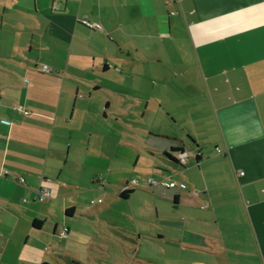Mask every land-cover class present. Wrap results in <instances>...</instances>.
<instances>
[{
    "label": "crops",
    "instance_id": "1",
    "mask_svg": "<svg viewBox=\"0 0 264 264\" xmlns=\"http://www.w3.org/2000/svg\"><path fill=\"white\" fill-rule=\"evenodd\" d=\"M121 125L144 134L129 149L157 183L144 178L122 200L129 182L116 178L123 187L110 196L129 202L141 189L152 205L138 206L137 220L128 204L132 226H106L91 247L106 254L100 241L119 243L121 230L138 241L131 264L141 246L167 264H264V0H0V264L9 237L38 244L21 264L91 259L67 226L73 197L102 182L96 157H114ZM171 150L187 164L161 157L177 158ZM42 187L50 197L39 207Z\"/></svg>",
    "mask_w": 264,
    "mask_h": 264
},
{
    "label": "rangeland",
    "instance_id": "2",
    "mask_svg": "<svg viewBox=\"0 0 264 264\" xmlns=\"http://www.w3.org/2000/svg\"><path fill=\"white\" fill-rule=\"evenodd\" d=\"M175 106V105H174ZM177 107L176 109H178ZM158 111V110H157ZM133 119L130 118V121H128L132 126L139 125L135 123L136 121H132ZM148 121V116H146V122ZM170 117L167 116L165 111L161 110L158 111L157 114V122L160 123L163 127V129L167 128L169 129L172 127L171 124H169ZM140 122V121H139ZM143 122V121H142ZM163 124L167 125L163 126ZM142 138H144V134L141 132H138L136 130H133L129 127H124L121 125L119 128V135L116 136L113 140V148L116 147V151L114 150V157H110L111 160L107 159H101L100 157H96V165L98 167L103 168V172L101 173L102 182L91 184L86 186H82L83 188L79 192V194L75 197H73V200L76 204H78L79 213L75 214L71 225H67L70 227L73 232H75V227L78 228L77 234L82 235L84 239H86L85 242L78 241L74 246L77 248V255H81L84 257L86 253H88L89 258H91L88 261H84L86 264H131L132 263V256L129 255L130 251H137L138 250V241L133 235V242L132 239L130 241H125L122 239L123 232L121 230H114L111 229V232L114 230V233L117 235V237L121 238L119 243H109L104 241V244L101 245L102 252H105L106 254L100 255L101 251L98 246H90L92 243L90 242V238H100L101 237V231H106V226H112L113 224H117L118 229H121L123 224H126L123 227V230L128 227L132 226L130 222L126 218V214H124V207H128V204L133 205V209L136 212L139 220V209L138 206H144V205H152L150 198L145 195H141L138 193H141V189H135L134 195H132L131 200L128 201H119L117 198L114 199L110 196L114 192L115 187L121 186L125 184V181L131 182V181H138L140 182L144 178H151L148 177L151 175V172L148 171L147 167L150 165V161L148 158H146L143 155H137V151H135L136 156L131 155V150L129 149V145L132 142L140 143ZM161 142L160 140H153ZM105 143V141H103ZM139 145V144H137ZM106 152V148L103 150ZM140 152V151H139ZM141 153V152H140ZM105 157H108V154H103ZM139 156V158H138ZM148 157V156H147ZM139 161L137 162V160ZM146 161V163L144 162ZM109 166V179H107L108 175L105 172V170H108ZM143 167V169H140V167ZM146 166V167H145ZM143 170V171H140ZM143 172L144 177H141L138 175V173ZM154 172V171H153ZM75 177V175H74ZM122 177L124 179L123 185L120 183L118 186H115L114 183L116 181V178ZM82 183L86 184V182H89L87 179V175H84V177H81ZM66 182V181H65ZM104 185L102 187L101 185ZM89 188V189H88ZM98 190L99 192H108V194L103 193H97L92 192V189ZM93 190V191H95ZM108 195V196H107ZM116 195V194H115ZM101 197V198H100ZM100 198V199H98ZM89 200H92L89 204ZM101 200V202H99ZM123 200V199H122ZM39 207L43 205V203L36 202ZM62 217V214H61ZM131 220L134 222V219L132 216H130ZM52 221V218L50 219ZM86 222H89L88 224ZM75 226V227H74ZM48 226H46L47 228ZM59 231V230H58ZM57 231V233H58ZM131 232V231H130ZM131 237V236H130ZM9 242L10 245L8 249L4 252V257L1 261V264H21L22 260H24V254L25 256H28L29 253L34 252V249L37 248V242L35 239L29 240L27 244H25L23 241H18L16 239H11ZM130 243V249H129V243ZM146 245L149 243L147 241H144ZM141 246L139 248V252L137 255V260L133 264H138L137 262H140V264H144L143 259L147 258L151 262L155 264H162L166 263V260H160V255L157 253V247L155 246ZM234 247V246H233ZM51 247L47 244L42 245V249H46L47 251H50ZM91 251V252H90ZM146 252H153L154 256L157 259H153L154 257L149 256ZM100 255L103 258H93L92 255L96 254ZM108 254V255H107ZM50 255V253H48ZM151 258V259H150ZM72 262V260H71ZM168 264H175V261L171 262L168 261Z\"/></svg>",
    "mask_w": 264,
    "mask_h": 264
},
{
    "label": "built area",
    "instance_id": "3",
    "mask_svg": "<svg viewBox=\"0 0 264 264\" xmlns=\"http://www.w3.org/2000/svg\"><path fill=\"white\" fill-rule=\"evenodd\" d=\"M84 26H86L88 29H91V30H94V29H99L100 26L96 23H90L88 21H86L85 19L81 20L80 21ZM41 73H45V74H48L50 73V69L43 65L40 70H39ZM18 110H22V108H18ZM5 124H9L8 122L6 121H3ZM217 153H220V151L217 149L216 150ZM200 154H197V158L199 157ZM187 156L185 153H182L178 156V161L180 163V165H186L187 164ZM19 183L20 184H23L24 183V179L20 178L19 180ZM157 182L154 180V179H147L145 182H144V185L146 187H150V186H153L155 185ZM129 185V186H128ZM128 187H132V188H135V187H139V182L138 181H131L127 184ZM166 186L168 187L169 185L166 184ZM194 195H197V193H194ZM50 197V191L48 188L46 187H42L38 192H37V195H36V200L39 202V203H43L45 200H47L48 198ZM99 202H101V200H99ZM67 229L66 228H61L57 235L60 239H63L67 236Z\"/></svg>",
    "mask_w": 264,
    "mask_h": 264
},
{
    "label": "trees",
    "instance_id": "4",
    "mask_svg": "<svg viewBox=\"0 0 264 264\" xmlns=\"http://www.w3.org/2000/svg\"><path fill=\"white\" fill-rule=\"evenodd\" d=\"M81 23V22H80ZM82 24V23H81ZM83 25V24H82ZM86 27V26H85ZM87 28V27H86ZM91 30V29H90ZM51 72V71H50ZM171 152L172 153H174V154H177V158H174V157H172V156H170V155H168V154H163V155H161V157L162 158H164L165 160H167L168 162H172V163H177V164H179L180 165V163H179V161H178V156L180 155V154H182V151H180V150H171ZM149 179V178H148ZM151 179H153V178H151ZM147 180V179H146ZM155 180V179H154ZM156 181V180H155ZM157 182V181H156ZM146 187V186H145ZM130 188H132V187H128V186H126L125 187V189H124V191L120 194V198L121 199H123V200H125V199H127V197L132 193V191L130 190ZM36 223H37V221H33L32 222V224H33V226L35 227V228H38L37 226H36ZM40 223V222H39ZM43 264H46V263H43Z\"/></svg>",
    "mask_w": 264,
    "mask_h": 264
}]
</instances>
